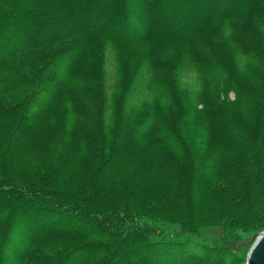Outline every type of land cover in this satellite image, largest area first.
Returning a JSON list of instances; mask_svg holds the SVG:
<instances>
[{
	"label": "trees",
	"instance_id": "obj_1",
	"mask_svg": "<svg viewBox=\"0 0 264 264\" xmlns=\"http://www.w3.org/2000/svg\"><path fill=\"white\" fill-rule=\"evenodd\" d=\"M215 18L239 21L231 28L243 42L228 41L243 55L253 50L255 75L264 71V54L257 57L264 39L256 35L264 26V0H0V218L7 209L13 218L24 215L11 239L12 227L1 224L0 264H129V258L196 264L206 254H197L180 235L203 222L204 200L205 210L223 213L225 220L243 218L247 235L264 229V138L254 149L248 132L235 153L222 139L233 157L219 161L214 174L208 173L211 162L203 175L192 154L184 153L185 162L166 160L160 149L141 144V134L131 144L122 142L123 117L112 135L104 132V112H84L92 106L86 91L103 77L95 62L100 53L85 54L88 61L79 63L86 44L193 40ZM199 38L193 43L208 45L206 36ZM214 46L212 54L219 50ZM196 61L190 55L187 63L195 68ZM55 66L48 75L45 68ZM149 69L135 74L131 91L139 104L157 88ZM59 89L72 96L62 100ZM234 90L236 99L249 92L240 84ZM15 94L17 101L4 102ZM127 103L128 97L122 105ZM141 110L133 122H153V114ZM199 112L207 122L217 116ZM157 215L181 233L167 230Z\"/></svg>",
	"mask_w": 264,
	"mask_h": 264
},
{
	"label": "rangeland",
	"instance_id": "obj_2",
	"mask_svg": "<svg viewBox=\"0 0 264 264\" xmlns=\"http://www.w3.org/2000/svg\"><path fill=\"white\" fill-rule=\"evenodd\" d=\"M238 22L226 23L221 18L211 19L206 22L209 26L204 24L199 35L193 40L161 41L156 39L150 42L121 44L98 40L86 44L83 51L80 50V55L78 54L79 63L88 61L89 58L85 57V54L100 53L101 59L97 58L95 62L96 65L101 63L99 70L103 74L101 81L91 83L90 88L86 91L87 102L92 104L90 108L89 105L85 107L84 112L90 109L87 117L91 114L94 115L95 112H104V132L112 135L118 119L123 117L124 125L119 127L120 132L124 134L121 138L122 142L127 145L131 144L137 141L141 134V144L148 143L153 148L160 149L162 157L166 160L174 158L184 161L186 157L184 153H187L188 156L192 154L189 156L190 159L199 160L196 167L197 174H214L219 161L233 157L232 153L224 151V145L220 143L222 139L225 140L222 143H227L235 153V150L242 146L241 144L247 142L244 139L250 132L253 133L252 148H259V143L264 138V71L255 75L252 67L253 59H251L252 54L255 55L253 50L248 51L250 53L247 55H243L237 45L228 41V37L241 41L237 36V34L240 35L237 30L236 33L231 28L234 23L237 26ZM252 32H254L253 26L250 30L251 34ZM256 32L259 38L264 39V26L258 27ZM202 36L207 37L208 45L202 43L201 46L198 43H193ZM252 36L248 38V41ZM213 45L219 50L212 54L210 48ZM188 46H190L189 49ZM224 47L229 49L230 54L225 53ZM261 54H264V44L259 47L257 57ZM190 55L199 57V61L192 65L195 68L187 63ZM46 60L47 57L43 55L42 63H45ZM145 63L151 71L153 88L155 86L157 88L155 92L153 89V96L142 99V103L139 104L138 101H135L139 96L137 97L133 92L135 91L133 84L138 68L146 66ZM56 67H47L45 70L49 75L55 71ZM73 68L72 66L67 72H71ZM67 77L65 83L69 85L72 79L70 76ZM238 84L243 85L249 92L245 91L244 95L236 99L234 87ZM229 86H233V88H229ZM253 86L259 91L252 88ZM133 87L134 90L131 91ZM64 90H57L56 96L59 92L58 96L61 98L64 95ZM19 95H11L3 100L6 103H13L20 98ZM65 95L66 98L63 96L62 100H67V95L70 93ZM127 97V105H122ZM137 109H142L140 113L143 114H153V122L150 124L133 122L134 113L139 112ZM199 111L203 113L205 111L208 115L211 112L212 115L217 113V116L214 121L207 122L208 120L206 121ZM130 121L134 124H129ZM140 130L144 131L141 133ZM112 135H108L107 138L110 136L112 138ZM96 142L99 140L96 139ZM66 144L71 145L72 141L67 140ZM183 147L188 149L184 150ZM175 152L180 155L181 159L174 156ZM169 157L171 158L169 159ZM211 162L212 166L207 173L206 169ZM201 167L202 169H200ZM123 170L128 173L132 172L127 168ZM202 195L201 198L206 197L204 193ZM1 201H4V196L1 197L0 204L5 203ZM202 203L204 217L201 218L203 222L197 224V230L189 228L186 232L181 233L179 225L169 223L168 218L164 215L154 216L156 217L154 219L164 224L163 226L167 230L171 228L181 233L180 236L195 248L197 254H202V252L206 254L196 264H239V251L259 231L247 235L242 230L245 223L243 218L234 222L225 220L223 213L213 209L205 210L207 209L206 201L204 200ZM7 204L12 205V201ZM4 215L0 218V232L1 224L8 223L13 231L11 239L16 235L17 231L15 230L24 215L22 213L13 218L14 213L8 209ZM7 215H10V218H7ZM156 251V254L160 252ZM128 260L129 264H139L130 258ZM4 264L16 263L7 260Z\"/></svg>",
	"mask_w": 264,
	"mask_h": 264
},
{
	"label": "water",
	"instance_id": "obj_3",
	"mask_svg": "<svg viewBox=\"0 0 264 264\" xmlns=\"http://www.w3.org/2000/svg\"><path fill=\"white\" fill-rule=\"evenodd\" d=\"M239 264H264V229L249 239L238 253Z\"/></svg>",
	"mask_w": 264,
	"mask_h": 264
}]
</instances>
